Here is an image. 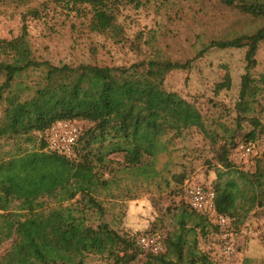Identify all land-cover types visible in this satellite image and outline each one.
Segmentation results:
<instances>
[{
	"label": "trees",
	"instance_id": "obj_1",
	"mask_svg": "<svg viewBox=\"0 0 264 264\" xmlns=\"http://www.w3.org/2000/svg\"><path fill=\"white\" fill-rule=\"evenodd\" d=\"M143 9L173 28L146 38L130 12ZM0 16L20 18L19 33L0 38V110L17 143L0 160V172H9L0 178V242L11 241L0 264H87L89 255L105 264H222L218 237L235 244L248 219L264 211V0H0ZM249 21L260 25L241 30ZM38 24L49 39H71L70 61L42 52ZM83 42L88 56L78 59ZM101 47L135 61H104ZM158 67L209 79L207 108L140 74ZM225 91L231 101L221 99ZM8 95L12 108L2 106ZM59 120L80 130L71 155L49 146ZM194 138L200 153H210L202 164L213 178L201 184L213 193L212 210L187 198L195 168L183 142ZM241 144L252 148L247 158ZM122 178L160 194V214L147 231L117 227ZM142 235L156 236L163 249H143Z\"/></svg>",
	"mask_w": 264,
	"mask_h": 264
},
{
	"label": "rangeland",
	"instance_id": "obj_2",
	"mask_svg": "<svg viewBox=\"0 0 264 264\" xmlns=\"http://www.w3.org/2000/svg\"><path fill=\"white\" fill-rule=\"evenodd\" d=\"M130 12L135 19V30L148 29L145 33L146 38H150V35L154 36L156 34L157 39H160L169 27L173 28L172 22L169 21L167 17L156 14L154 11L143 9L138 12L135 10ZM234 19L235 17L231 18V20ZM19 24L20 18L18 16H0V38L17 35L20 28ZM259 25V21H249L239 24V27L241 30H255ZM187 32L188 29L182 30L184 34ZM34 34L37 38V43L41 46L42 52L48 55L54 62H64L72 59L74 50L72 49L70 38L62 35H55L53 39H49L42 24L34 26ZM174 44L177 45L176 42ZM45 45H48V50L43 49ZM77 50L76 54L78 59L85 57L89 52L85 42L81 43ZM113 51L112 54L101 47L99 50V57L113 64H128L135 61V57L131 53H126L117 48L113 49ZM262 60L264 61V56ZM140 74L146 77L150 82H158L163 79L165 85L168 87L183 90L185 93L189 94L190 97L198 99V103L207 108V96L204 94H209L211 92L210 86H208L210 83L209 79H205L197 73L187 76L182 71H168L164 67L155 69L154 74L151 76L144 69L140 70ZM236 75L237 79L235 80L236 87L234 93L240 83L237 71ZM228 93V91L223 92L221 99H224L226 102L231 101L233 94ZM14 100L15 98L13 95H8L2 106L12 108ZM11 132L12 128L9 118L7 114H4L2 110H0V160L8 158V152L14 150L17 145V143L15 144L16 138L9 137ZM183 144H185V147H187L193 155L187 164L190 168H195L190 181L187 180V183L194 182L204 184L208 181L207 179H212L213 174L211 173L209 175L206 172L207 168L202 164L204 163L205 155H210V153L199 152V148H202V143L199 139L194 138L185 140ZM179 155L181 160H183L181 153ZM5 173L8 174L9 172H6V169L0 172V178H3ZM119 186L121 187L116 190V193L118 191V201L123 204V214H120L121 223L117 227L127 231L131 235H135L139 231L144 232L150 229L151 224L160 214L155 203L157 199L160 200V194L155 191L153 186H147V184L140 181L133 182L129 178H122ZM128 189L129 193L132 189V194L127 195ZM162 193V195L165 196L162 203L167 205L170 199V189L164 190ZM176 198L180 199L179 196H176ZM15 204L18 205V203L15 202L13 207H15ZM10 242L11 241L0 242V255L9 246ZM234 246L236 250V264H264V211L258 217L252 216L248 219L246 224L243 225L242 232L235 239ZM86 260L87 264H105V262L93 255H89Z\"/></svg>",
	"mask_w": 264,
	"mask_h": 264
},
{
	"label": "built area",
	"instance_id": "obj_3",
	"mask_svg": "<svg viewBox=\"0 0 264 264\" xmlns=\"http://www.w3.org/2000/svg\"><path fill=\"white\" fill-rule=\"evenodd\" d=\"M79 133L80 130L75 123L59 120L53 124L47 133L49 146L51 149H59L66 154L71 155L73 153V145L79 136ZM238 150L241 157L247 158V155L251 152L252 148L250 145L241 144L239 145ZM186 193L193 208L199 210H212L214 208L213 193L209 192L201 183H188L186 185ZM228 220L229 219L226 217L219 218V221L223 225L228 223ZM138 244L143 249L152 250L154 252H158L164 247L163 243L154 235L140 236L138 238ZM213 244L219 245V247L217 245L218 250L216 253L222 264H236L234 241H223L218 237L217 244Z\"/></svg>",
	"mask_w": 264,
	"mask_h": 264
}]
</instances>
